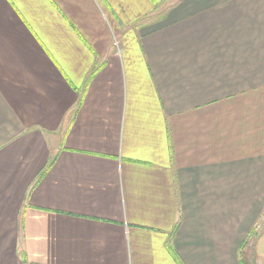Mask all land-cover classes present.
I'll return each instance as SVG.
<instances>
[{
	"label": "crops",
	"instance_id": "obj_1",
	"mask_svg": "<svg viewBox=\"0 0 264 264\" xmlns=\"http://www.w3.org/2000/svg\"><path fill=\"white\" fill-rule=\"evenodd\" d=\"M264 0H0V264H264Z\"/></svg>",
	"mask_w": 264,
	"mask_h": 264
},
{
	"label": "rangeland",
	"instance_id": "obj_2",
	"mask_svg": "<svg viewBox=\"0 0 264 264\" xmlns=\"http://www.w3.org/2000/svg\"><path fill=\"white\" fill-rule=\"evenodd\" d=\"M264 221V214L262 215L261 219L259 222H263Z\"/></svg>",
	"mask_w": 264,
	"mask_h": 264
}]
</instances>
